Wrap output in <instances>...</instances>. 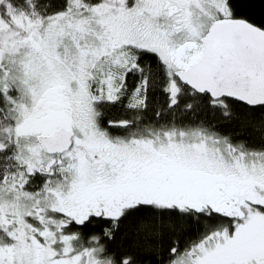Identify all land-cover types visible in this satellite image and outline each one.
<instances>
[{
	"label": "snow or ice",
	"instance_id": "1",
	"mask_svg": "<svg viewBox=\"0 0 264 264\" xmlns=\"http://www.w3.org/2000/svg\"><path fill=\"white\" fill-rule=\"evenodd\" d=\"M0 264H264V0H0Z\"/></svg>",
	"mask_w": 264,
	"mask_h": 264
}]
</instances>
